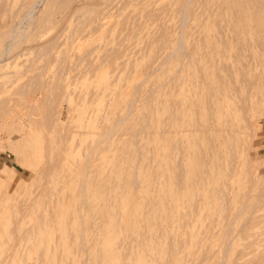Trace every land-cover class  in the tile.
I'll return each instance as SVG.
<instances>
[{
    "label": "rangeland",
    "instance_id": "1",
    "mask_svg": "<svg viewBox=\"0 0 264 264\" xmlns=\"http://www.w3.org/2000/svg\"><path fill=\"white\" fill-rule=\"evenodd\" d=\"M3 1H6V3L10 2L11 4L8 3L10 8L7 7L8 4L6 3H2L0 6V45L6 41L7 37L2 33L10 28L8 26H10L11 23V26L13 25L14 28L17 26L21 27L22 30L24 29L22 41L19 45L14 46V49L11 51L10 60H13V63L6 69L0 70V72H7L6 75L0 76V110H10L9 113L5 115L4 120L5 124L7 121L11 124L5 127V125H1L0 122V167L8 165V168L14 169L16 173L15 177L10 180L1 179L0 199L2 200L9 195L12 197L8 200L9 203H7V208L4 209L3 212L5 214H7L8 210L9 212H13L11 213L13 219H15L16 216L19 219L20 216L19 223L18 220H16V223L12 225L13 229L15 228L14 234H16V237L22 234L26 226L34 222L32 220L35 219L29 216V210L23 209V206L29 204V200L36 198L41 193L40 185L43 187L41 182H44L46 177L43 178V180L40 179V181H37L40 185L37 183L35 185V183H33L29 184L28 188L26 186V188H24L23 185L27 184L25 180H30L34 176V172L30 168L23 166L21 161L28 157L31 164H33L37 160L39 144L36 145V143L29 146L25 153L20 151L14 153L10 149V142L18 141L24 134H29L27 128L28 123L31 121H33V123L35 122L33 124L34 128L37 126L43 130L47 128L50 129L52 124L49 125L48 123V126L46 125L47 128L46 126H43V128L41 125L46 124V122L44 124V121L50 118L48 116L53 118L58 115L61 122H58L60 123L59 125H57V122L55 125L53 124L54 126L57 125V127H55L57 130L52 126L54 129L52 130V136L54 138L55 136L53 133H57L54 131H60L61 129L60 136L62 137L59 138V134H55L58 135L57 138H59V141L57 140L58 142L55 140L57 138H54V142L58 147L54 145L55 143H53L52 146L54 145L55 148H53L56 150V147L58 149L60 147L59 144H61L60 141H62L61 147L65 145L62 147L65 152L62 151V148H59L55 151L57 155L52 156L54 155V151H51V149L53 150L52 146L50 149L46 146L45 150L47 149L50 154L47 153L46 155L45 152H47V150L45 151L42 149L43 155H46H44L43 158L45 159V157L49 156L48 159L46 158L47 161L45 159V161L48 162L50 157L54 160V157L56 159L60 156L61 160L62 156L64 157L65 154L64 158L66 159L67 156L69 158L68 161L70 162V160H72L74 164L73 166L72 162H68L69 165L67 164L66 166L72 165L75 169L77 168V174H85L86 184L87 186L89 185V194H91L89 198H83L82 195L79 194V191L77 193L78 189H75L74 192L66 188V190H68L67 192L65 190L67 196L64 198L62 205L70 207H72L71 205L75 206L73 215L79 217L78 220L82 222L83 226V229L80 231H85L88 238L89 236L93 237L91 238L92 241L96 233L95 230L93 232L92 230L96 229V226L98 224L100 225L101 221V217L98 216V210H101L104 206L107 209L114 208L116 218L119 217L122 212L121 209H123L119 202V198L123 197L128 201L126 203L128 209L133 210L136 208L137 220L134 226L138 225L137 229L140 228V232L137 231L132 233L130 230L123 227L121 229V234L123 235L124 233L123 236L125 237H121V234L117 237V241L120 244L117 252L119 259L122 261L124 257L126 258L124 253V251H127V247H124L127 245L126 242L128 241L134 244V238L132 240L133 235L137 236L134 237L136 239L138 238L140 241L136 240L135 243H137L134 244L135 247H133L132 250H128L131 254L126 252L128 258L125 259L124 262H131L136 253H141L144 255L142 256L143 259H147L150 264H156V262L159 263V261V264H163L164 262V264H166L167 261H165V259L169 260L168 256H170L171 261L175 255L178 254L184 256V259H182L183 257L180 255V264H264V108L261 109L263 110V114H260V112H256L257 114H255L254 112L253 114L255 115L251 117L252 119L249 117L250 121L252 120V124L245 129L244 133L242 132V135H244L243 140L236 142L235 139H230L225 144H221V146L224 145L226 148L230 147L228 149L232 151L231 154H234L231 166L236 169L234 172H229V175H226L227 179L222 185V190H224V192L221 191V193H224L226 198H231L229 202L225 203L224 209L226 211L224 210L223 212H227L226 214H221L218 210H215L214 207H211L204 215L205 220H199L197 218L198 216L193 215L191 217L192 219H190L189 227L186 228L188 231L180 226L178 228L179 231H176L175 234L168 233V235H166L167 238L162 234L163 230L160 229L161 227L159 224L155 226L158 220L157 216L155 218L154 213H152L155 209V197L159 193L158 185H160L161 181V177L159 176L160 168L158 166L159 162H161V158L157 153L160 152V146L164 147V151H170L171 143H174L178 138L175 135V131L176 129H180V126H178L176 117L181 109L178 110V105L177 103L175 105V102L178 97V89L181 86L184 87V85L186 87V83L184 84L183 82L184 72L182 69L183 67L180 66V62L181 60H186L187 56H183L185 57L184 59L180 56V51L172 53L169 50H171L172 46L180 43V36H182L186 41L185 50L187 53L189 50L192 51V48H194V50L197 48L194 54L198 67H209L213 64L210 56L214 53L216 48L212 41L218 35V27L216 25H223V28L227 27L229 0H221L222 2L219 0H105L107 1L106 3L103 0H79L78 2L74 0H51L45 6L41 2L37 7L42 9L40 10V14L39 12L35 13V19L30 23L23 22L25 24L19 23V15L13 18L11 16L12 12L10 11H13V9L16 11L15 7L22 5L21 0ZM83 2L92 5L93 3H97L96 5L98 6L104 2L106 5H100L101 8L100 6L93 5L96 6L95 10H92V8L88 9V7L83 8V11L76 17L77 14L75 12L72 13L71 10L75 8L76 5L78 6L79 3ZM99 2L101 3L99 4ZM184 2L186 4H184ZM223 3L226 4L224 5ZM176 4L177 6H175ZM67 5L68 8L63 12V8ZM107 5H109L107 9L110 11L105 13L107 10L105 7H107ZM4 6L7 7V10H9L8 13L12 18H9V14L6 13V10H4V14L2 13L1 15L3 11L2 7L5 9ZM222 6H224L225 9L223 8L221 11L220 8H222ZM100 9L101 11L104 9L102 11L104 13H99ZM71 13L73 15H71ZM223 13H225V15H223ZM103 14H105V16ZM74 15L76 17L75 19L72 18ZM94 16L98 17L99 25L96 23L97 18L93 22L90 21ZM53 18L57 19L59 24L53 25ZM218 18L219 20L216 22ZM223 19L225 21H223ZM85 23L86 25L88 24V28ZM221 23L224 24L221 25ZM81 25L86 26H84L85 31L83 28L81 29L83 31H80L79 28ZM91 26L93 27L90 28ZM76 29L78 32L75 31ZM79 31L80 34L81 32L82 34H86L83 36L81 34V37ZM76 32L79 37L75 35ZM74 36L76 41H72ZM200 36H203L204 39H201L202 37ZM79 38L80 40L78 41ZM196 38L198 39L197 41H195ZM49 39L52 41L54 40V44H51V42L49 47L40 46L43 42H45L44 44H47V42L49 43ZM24 46L32 49V51L26 52L27 50L25 51V49L27 48ZM105 47L106 49L108 48V50H106ZM113 47H115L116 50L113 49ZM112 49L115 51L113 52L115 54L111 57L108 52L113 51ZM103 50H105V52ZM166 50L168 51L166 52ZM23 51L26 53L23 54ZM87 52L88 54H85ZM46 53H48L47 55L49 56H47ZM101 53H103L104 56L107 53L111 58H105ZM110 53L112 54V52ZM165 53L167 55H164L165 57L163 58L162 56ZM2 57L7 59V56ZM86 57H90L87 64ZM50 58L52 60L56 58L52 61L54 64L49 61ZM54 67H56L55 70ZM199 74L202 81L208 82L206 85L208 86L211 79V72H199ZM41 79H43V81ZM45 79L47 81L44 83ZM209 99L210 97L206 88L203 87V84L200 86L197 84L196 93L193 94L191 92L190 95H188V102L190 101V105L187 110H189V112H194L195 119L199 116L202 117V123L205 122V119L209 118L208 122L214 125L215 116L212 118V112L218 109L214 101L213 103H209ZM23 101L25 102L23 103ZM5 104H7V107H5ZM25 104L29 106L26 107ZM53 110L57 112L53 113ZM22 111H28L29 116L23 115L21 120L19 115ZM33 112L37 113L36 116L38 120L36 118H33L34 120L32 119V117H36ZM49 112H51V115ZM46 113H49L47 118L45 116ZM52 114L55 115L52 116ZM39 119L44 121H40ZM65 124L67 127L63 126ZM58 126L62 127L58 129ZM71 126L72 129L75 126L77 127L71 131V134H69L70 138L66 140L69 135L64 136V134L70 133L68 128H71ZM19 127L23 129L17 132L16 130H18ZM135 129H137V131H135ZM83 130L86 131L81 132ZM163 130H165L164 133ZM8 131L13 133L9 139H7ZM14 131L18 134H14ZM77 136L78 140H76ZM75 141L77 142L76 145L74 144L76 143ZM87 141L90 142L88 143ZM198 141L200 142V140ZM83 144L85 147L82 150ZM127 146L128 152L124 150ZM174 150H176V152L172 154L173 160H178L177 156L180 157V150ZM197 150L198 146L193 145L190 151V165L188 168H197V162L194 160L197 156ZM58 152H61L62 156L58 154ZM221 153L228 157V161L230 160V156L227 155L225 149ZM228 154H230V152ZM217 155L218 153L210 154V161L213 162ZM130 157L132 159H130ZM76 158H78V161H76ZM52 159L50 161L52 164H55L56 161L54 160L53 162ZM60 160L59 163H63L64 160ZM60 164L57 165L59 166ZM87 167L88 172L86 170ZM173 171L175 172V170ZM6 174L7 172L0 171L1 177H6ZM156 179L158 180L157 183ZM176 179L175 177V181ZM73 181L74 180L68 181V186H71ZM7 182H12L9 187L6 186ZM244 184L247 185V187L244 186ZM55 185L57 186L56 183ZM178 185L176 184L175 186L176 190H180ZM151 186L152 189L150 188ZM117 190L120 192H117ZM218 191L219 187L215 190H212L210 186L201 187V189L198 190L197 198L204 197L205 195L210 197L213 192L216 194ZM243 191L246 193L245 195H247L242 196L243 198L245 197V200L240 196L244 194ZM44 195L42 193L40 197L43 198ZM241 198L244 200H242L243 204H247L245 208H243L245 205H243L242 202L236 201ZM6 201L7 200H5L4 203H6ZM233 204L234 206H232ZM60 207L61 204L55 201L52 207V214H54V216H57V211L60 212ZM232 207L234 209L231 211ZM238 208L241 212L234 216L239 210ZM252 208H255V211L253 210L251 213L250 210L252 211ZM187 209H194V214L199 213V210L195 208V204L188 206ZM1 211L2 210H0V214L3 215ZM215 212L218 215H216ZM25 214L28 216L26 215L27 217L25 216L23 218ZM147 214L148 222L145 219ZM220 214L222 216H227L222 218ZM250 214L257 216V218L255 217L251 220L252 216L249 217ZM224 218L226 224L229 219H233L232 222L229 221L231 228V243L226 254L222 249L223 242L220 244V241H222L221 237H223L224 230L227 227ZM248 218H250V221ZM250 223L251 225L253 223V226H247L246 228L245 226L248 224L250 225ZM155 227H158L161 231ZM197 228L198 230L196 231L195 229ZM200 228L207 233V237L205 236L206 238H198ZM154 229H156L155 232L157 233V236H154L156 240L153 239V236L149 235V232H154ZM243 229L253 234L249 235V233V236L247 235L246 237L244 233H242ZM193 230L196 231V235L193 233ZM186 232L189 236L185 234ZM143 233H145L146 237L149 235L147 239H145L146 237ZM177 233L180 235L177 238L178 240L176 239ZM142 234L145 237L144 240L142 239ZM173 235L177 240L176 245L182 244L178 246L179 248L183 247L186 238L188 239L186 245L184 244L185 247H183L185 249L180 248V251L179 249L177 250L178 253L165 255L168 259L167 257L165 258V256L157 257L156 262L149 259V256H145L144 246L142 245L144 243L142 242H146L147 244L154 243V246L162 247V244L164 245L168 239H170L169 236L173 237ZM161 236L163 238H161ZM183 236L186 238H182ZM74 238L75 236L73 235L71 242L68 244L70 262L67 257V262H65V264H77V262L78 264H91L90 261L94 262L93 260H95L97 263L100 261L101 258H97L96 260L94 255L87 250L85 251L79 249V247L75 245L73 246L72 239ZM197 238L202 239L199 241V244L197 243L198 240L196 241ZM84 239L85 238H82L81 241L84 242ZM119 240H122V242H119ZM10 241L12 242V240ZM124 242L126 244H124ZM193 243L194 245H192ZM195 243H197L196 246ZM11 246L12 248L20 246L18 237L14 240V245L12 244ZM191 247L193 249H191ZM11 249H8L4 254L6 258L11 256L12 253H10V251L13 252ZM181 250L183 251L181 252ZM184 251L186 252L184 253ZM78 252L79 257L77 258ZM36 255L37 254L31 251L30 257L27 259L33 262ZM80 259L82 261H80ZM182 260L183 262L181 263ZM7 261L5 260L4 264ZM10 261L11 260H9V262ZM96 262L95 264H97ZM167 264H169V262Z\"/></svg>",
    "mask_w": 264,
    "mask_h": 264
},
{
    "label": "bare ground",
    "instance_id": "2",
    "mask_svg": "<svg viewBox=\"0 0 264 264\" xmlns=\"http://www.w3.org/2000/svg\"><path fill=\"white\" fill-rule=\"evenodd\" d=\"M8 1H10V0H8ZM50 1L51 0H24V1L21 0L22 5L20 4L21 6L18 5L17 7H15L16 11L13 8H12L13 11L10 10L12 12V13L10 12L11 16L13 18H15L16 16L19 15L20 16L19 23H23V22L30 23L31 21H33L35 19V17H36L35 13L39 12V14H40V10H42V9H40V7L37 8L40 5V3L42 2V4H44V6H45ZM65 1H67V0H65ZM74 1L78 2L79 0H74ZM100 1H102V0H100ZM103 1H105V0H103ZM187 1H185V2H187ZM219 1L222 2L221 0H219ZM106 2L107 1H105V3ZM185 2H184V4H186ZM2 3H6V1L4 2L3 0H1L0 6ZM8 3H10V2H8ZM8 3H6V4H8ZM100 3L101 2H99V4ZM105 3L103 2L104 5H106ZM96 4L97 3H95V4L93 3V5H96ZM103 4H100V5H103ZM93 5L89 4V3H84V2L79 3L78 6L76 5L75 8H72L71 11H72V13L75 12L77 14L76 15V17H77L83 11L82 10L83 8L88 7V9L92 8V10H95L96 9L95 7L98 5H96V6H93ZM108 6L109 5H107V7H105V9H107ZM175 6H177V4ZM183 6H185V5H183ZM7 7L10 8L9 4L7 5ZM7 7H5V9L2 7L3 11L1 10L2 11L1 15H2V13L4 14V10L7 11L6 13L9 12V10H7ZM163 7H164V5H163ZM67 8H68V5L65 6L62 11L64 12ZM100 8H101V6H100ZM102 8H104V7H102ZM183 8H182V10H183ZM223 8H224V6H222V8H220V10L222 11ZM220 10H219V12H220ZM102 11L100 9L99 13H104ZM107 11H110V10L107 9L105 13H107ZM72 13H71V15H73ZM103 15L105 16V14H103ZM223 15H225V13H223ZM12 17H10V14H9V18H12ZM42 17H43V15H42ZM76 17L74 15V17H72V18L75 19ZM99 17H100V15H99ZM188 17H189V15H188ZM222 17H224V16H222ZM96 18H97L96 23L98 24V22H99L98 17L94 16V18H92V20H90V21L93 22ZM227 18H228L227 19L228 23L226 24L227 25L226 28H223L222 24H224V23H221L222 26L216 25L218 27L217 28L218 35L212 41L216 50L210 56L211 62L213 64L210 63L211 65L209 67H205V66H203L201 68L198 67L197 62H196V57L194 54V52L197 51V48L194 46L196 48V50H194V48H192L193 50L192 51L189 50V52L187 53L185 50L186 41L182 36H180V43L179 44L172 46V48L170 47L171 50H169V47H168V50L170 52L176 53V52L180 51V56H182V57L187 56V58H186V60H184V61L181 60V62H180V66L183 67L182 69L184 72V77L183 76L182 77H183L184 84L186 83V87L184 85L185 88L183 86H181L178 89L179 90L177 93L178 97L176 98V102H175V105H176V103L178 105L177 106L179 108L178 110L181 109L178 112L177 117H176V119L178 120V126H180V129H176V131H175V135L178 138L174 141V143H171L172 145H171L170 151L169 150L164 151V147L160 146V152L157 153V155L161 158V162H159V164H158V166L160 168V175L157 174L161 177V181H160V185H158L159 193L155 197V202H154L155 204L152 203L155 205V209L154 210L151 209V210H153V212L152 211L151 212L154 213L155 218L157 216L158 221L156 222L157 225H155V226H158V224H159V226L161 227L160 229L163 230L162 234L165 237H167L166 235H168V233H174L175 234L176 231H179L178 228L180 226L184 227L185 229L187 227H189V224H190L189 222H190V219H192L191 217L193 215L198 216L197 218L199 220H202V221H203V219L205 220L204 215L206 214V212L209 209H211V207H214L215 210H218V212H220L221 214L227 213V212L226 213L223 212L225 210L224 209L225 203L229 202L231 198H226L224 193H221V191L224 192V190H222V185L224 184L225 180L227 179L226 175L227 174L229 175V172H234L236 169H234V167L231 166L232 165L231 162H232L234 154H231L232 151L230 149H228L230 147L226 148V146H224V145L221 146V144H225L230 139H235L236 142L239 140H243L244 135H242V134L245 132V129L248 128L249 125L252 124V120L250 121V118L253 117L255 114H257L258 112H260V114H263V110H261V109L264 108V0H229ZM10 20H12V19H10ZM218 20H219V18L217 19L216 22H218ZM90 21H88V22H90ZM223 21H225V20L223 19ZM52 22H53V25L59 24V21L57 19H54V18L52 19ZM11 24H10V26H8L10 28L6 32L2 33L7 38H6V41L3 42L2 45H0V55L2 54L1 57L7 56L6 57L7 59L0 57V70L6 69L9 65H11L13 63V60H10V56L12 54L11 51L14 49V46L20 44V42L23 39V35H24V29L22 30L21 27H17V26L14 28V26L13 25L11 26ZM23 24H25V23H23ZM85 25H86V23H85ZM85 25H81V27L79 28L80 31H83V30H81L82 28L85 31V28H84ZM93 26H95V25H93ZM93 26H91L90 28H92ZM88 27L89 26H87V28ZM75 31H77V29ZM80 31H79V35L81 36L82 32L80 34ZM77 32L75 34L76 36L78 35ZM214 33H215V31H214ZM84 34H86V33H83L82 36ZM204 34H206V33H204ZM79 35H78V37H79ZM200 37H202L201 39H204L203 36H200ZM74 38H75V36L73 37L72 41H76V39H74ZM4 39H5V37H4ZM49 40H47V41H49V43L47 42L48 45L44 44L45 42H43V43H41L43 45L40 44V46L49 47L50 46L49 44L51 42H52L51 44H54V42H55L54 40L53 41L51 39H49ZM79 40H80V38L78 39V41ZM197 40L198 39L196 38L195 41H197ZM1 42H2V40H1ZM202 42H203V40H202ZM25 48H27V47H25ZM211 48H212V46H211ZM105 49H106V47H105ZM109 49H110V47H109ZM113 49H115V47H113ZM106 50H108V48ZM168 50H166V52ZM25 51L26 52L32 51V49L27 48V49H25ZM25 51H23V54L26 53ZM86 51H89V50H86ZM103 51L105 52V50H103ZM47 52H48V50H47ZM90 52H92V51H90ZM110 52H112V54ZM113 52H115V51L113 50V51L108 52L111 55V57L113 56V54H115ZM191 52H192V54H191ZM48 53H46V55ZM85 54H88V52ZM102 54L103 53H101V55ZM107 55L108 54L106 53L105 56H104V54L102 56L105 58L109 57V55L108 56ZM164 55H167V54L166 53L163 54V56H162L163 58L165 57ZM169 55H171V54H169ZM47 56H49V55H47ZM111 57H109V58H111ZM185 57H183V58L185 59ZM89 58L90 57L87 58L86 64H87ZM55 59H53V60H55ZM53 60L51 58L49 59V61H51V63H53L52 62ZM78 61H80V60H78ZM53 64H52V66H53ZM55 68L56 67H54V70H55ZM199 72H202V73L203 72L204 73L211 72V79L209 81L208 86H206L208 83L207 81H202L200 79L201 76H200ZM6 74H7L6 71L0 72V76H4ZM182 77H181V79H182ZM181 79H180V81H181ZM41 80L43 81V79H41ZM45 81H47V80L45 79L44 83H45ZM197 84H198V86L203 84V87L206 88V91L210 97L209 103H213V101H214V103L216 104V108L218 110H213V112H212V118H213V116H215V124L214 125L212 123L208 122L209 118L205 119V122L202 123V120H203L202 117L199 116V117H196V119H195L194 112L193 111L189 112V110H187L189 105H190V103H189L190 101L188 102V95H190L191 92L193 94L196 93ZM173 96H174V93H173ZM24 102L25 101H23V103ZM27 102H29V101H27ZM6 105L7 104H5V107H7ZM8 106H10V105H8ZM25 106L27 107L29 105L25 104ZM224 109H226V110H224ZM9 111L10 110H8V109L7 110H0V122H1V125H5V127L7 125H11L8 121L5 124V120H4L5 115L7 113H9ZM52 112L54 113L57 111L53 110ZM254 112H255V114H253ZM33 113L35 114V116L37 115V113H35V112H33ZM49 113L51 115V112H49ZM49 113L48 114L46 113V115H45L46 118H47V115H49ZM55 114H52V116H54ZM174 114H173V116H174ZM260 114H259V116H260ZM23 115L29 116V112L28 111H25V112L22 111V113L19 115L21 120H22ZM31 117H32V115H31ZM48 117H50V118L45 119L47 121H44L41 119L42 121H44V124L46 122L45 125H43L41 123L42 127L46 126V125L48 126V123H49V125L52 124L51 128L53 126L55 129V127H57V125L60 124L58 122H61V119H60V117H58V115H56L53 118H51V116H48ZM33 118L37 119L38 117L37 116L32 117V119ZM84 121H85V119H84ZM56 122H57V125L54 126L56 124ZM34 123H33V121L28 123L27 131L29 132V134L28 133L24 134L18 141L10 142V149L14 153L17 151L25 153L26 149L29 146H32L36 143H37L36 145L39 144L38 152H37V160L33 164H31V161L28 157H27V159L24 158V160L21 161L23 166L30 168L34 172V176L30 180H25V181H27V184L23 185L24 188H26V187L28 188L29 184L35 183V185H36V183L38 184V182H37L38 180L39 181H40V179L43 180V178L46 177L44 182H41L43 187H41V185L38 184V185H40L41 193L36 198L29 200L30 201L29 204H26L23 206V209L25 208V209L29 210V212H30L29 216H31L30 218L33 217L36 221L32 220L34 222L33 223L31 222L30 225L26 226L24 228L25 230L23 229L22 234L17 236L18 241L20 242V246L17 248H12L11 245L12 244L14 245V240L17 238L16 234H14L15 228L13 229L12 225H14L16 223V220H18V223H19L20 216H19V219L17 216L15 217V219H13V217H11V216H13V215H11V213H13V212H9V210L7 212L5 210L7 212V214H9V215H7L3 212L4 209L7 208L6 207L8 205L7 203H9L8 200L12 198L10 195L6 196L2 200L0 199V202L3 204L2 205L0 203L1 204L0 210H2L1 212H3V215L0 214V217H1L0 218V264H4L5 260L6 261L8 260L7 261L8 263L6 262L5 264H65V262H67L66 258L70 257V255H68L70 252L68 244L71 242V238L73 235L75 236V238L72 239L73 246L75 245L76 247H79V249H83L85 251L87 250L89 253L94 255V258H96V260H97V258L98 259L101 258L100 261H98V263L95 260H93L94 262L90 261L91 264L92 263L95 264V262L97 264H150V262L147 261V259H143L142 256H144V255H142L141 253H136L135 257L133 258V260L131 262L130 261L124 262L125 259L128 258V255L126 254V252L130 253V251H128V250H132V248L135 247L134 244L137 243V242L135 243V241L138 240V238L136 239L135 237H137V236H135V235L132 236V240L134 238V240H133L134 244L131 242L129 243L127 241L126 242L127 245L124 246L125 248L127 247L126 248L127 251H124L126 258L124 257L123 261L119 259V255H118L117 250L119 249L120 244L117 241L118 240L117 237L119 234H121V229L124 227L127 230H130L132 233L137 232V231L140 232V228L137 229L138 225L134 226V223L137 220V217H136L137 210H136V208L131 210V209H128L126 207V203L128 202L126 200V198H123V197L119 198V202H120L123 209H121L122 212L120 213L119 217H117V218L115 216L114 208L107 209L104 206V208H101V210H98L99 214H100V215L98 214V216L101 217L100 225L98 224L96 226V229H93L92 227L89 226L90 228L93 229L92 232L94 230L96 232L94 234L95 238L93 241L91 239L93 237L89 236V238H88L86 236L85 231H83V230L80 231L81 229H83V226H82V222L78 220L79 217L73 215V212L75 211V206L71 205L72 207H70V206H66V205H62V204L64 202V198L67 196L66 192L68 190H66V188L73 190V191L75 189H78L77 193L79 191V194L82 195L83 198H89V196L91 194H89L90 193L89 188H88L89 185L87 186V184H86V177L84 176L85 174H82V175H81V173L77 174V168L75 169V167H73L74 164H73L72 160H70V162H69L68 161L69 158L67 156H66V159L64 158L65 157V154H64L65 150L62 147H64L65 145H63L61 147V144L63 143L62 141H60L61 144H59L60 145L59 148H62V151H64L63 152L64 157L61 155V152H58V154H60L62 156L63 159L61 158V160H64L63 163H61V164L59 163L60 156L58 157L59 160H58V158L55 159V157H54V160L56 161L55 164H52V162L50 161L52 159L51 157L49 160L51 163L49 161L46 162L49 156L45 157V159L47 158L45 161V159L43 158V156L45 154L43 155L42 149L45 150L46 146H48L47 148L50 149L52 144L55 143L54 142L55 140H56V142L59 141V138L62 137V136H60L61 135L60 134V132H61L60 128L62 126L61 127L58 126V129H60V131L59 130L54 131V132H57V133H53V135L56 138L58 135H55V134H59V136H58L59 138L54 140L55 137L53 138V136H52V130H54L53 128L48 129L47 126H46L47 129H45V130H43L42 128L37 127V126L34 128V125H33ZM65 123L67 124L66 120H65ZM114 123H115V121H114ZM66 124L63 126L67 127ZM115 124H112V125H115ZM84 126H85V124H84ZM76 127L77 126H75L73 129H72V126H71V128L69 127L68 131L70 133H66L65 131H62L63 133L64 132L66 133V134H64V136L65 135L68 136L69 134H71V131H73ZM1 128H3V127H1ZM21 129H23V128L19 127L18 130H16V131L19 132ZM55 130H57V128ZM165 130H168V129H165ZM165 130H163V133L165 132ZM84 131H86V130H83L81 132H84ZM135 131H137V129H135ZM81 132H79V133H81ZM15 133L16 132L14 131V134ZM63 133H62V135H63ZM11 134H13V133L8 131L7 139H9L11 137ZM16 134H18V133H16ZM76 134H77V132H76ZM197 135H198V138H197ZM68 138H70V135L67 137V139L66 138L65 139L68 140ZM76 140H78V136L76 137ZM103 140H105V139H103ZM198 140H200V142ZM87 142L89 143L90 141H87ZM74 144L76 145L77 142ZM54 145L57 146L56 143ZM54 145L52 146V148L53 147L55 148ZM75 145H74V147H75ZM90 145H92V144H90ZM126 145H127V143H126ZM193 145L198 146L197 156L194 159L197 162V168L196 169L188 168L190 165V151H191V148ZM88 146H89V144H88ZM57 147H56V150L59 149V148L57 149ZM84 147H85V145L83 144L82 150L84 149ZM54 148H53V150L51 149L52 152L56 151V150H54ZM141 148H142V146H141ZM98 149H99V147H98ZM127 149H128V146L124 150L127 151ZM161 149H163V150H161ZM174 149H177V151L180 150V154L178 153L180 155V157L177 156L178 160H173L172 154L173 153L175 154V152H176V150H174ZM224 149H225V152L227 153V155L230 156L229 161L227 160L228 157H226L224 154L221 153V152H223ZM66 150H67V148H66ZM82 150H81V153H82ZM52 152H51V155H52ZM54 152H53L54 155H52V156L57 155L56 154L57 152H55V153ZM229 152H230V154H228ZM14 153H13V155H14ZM45 153L47 155V153H49L48 150ZM212 153H218L217 157L214 158L213 162L210 161V157H209L210 154H212ZM132 155H133V153H132ZM77 159L78 158H76V161H78ZM130 159H132V158L130 157ZM54 160H53V162H54ZM57 160H58V162H57ZM68 162L69 163L72 162L73 166L72 165L66 166L68 164ZM57 164H60V165L58 166ZM129 164H130V162H129ZM135 164H137V163H135ZM75 165H76V163H75ZM136 168H137V166H136ZM136 168H135V170H136ZM176 168H178V169H176ZM214 168H215V170H214ZM86 170L88 172V167ZM173 170H175V172ZM0 171H3L5 173L7 172L6 177L0 176V183H1V179L10 180V179L14 178L16 175L15 170L8 168V165H3L2 167H0ZM89 172H90V169H89ZM143 172H144V170H143ZM123 177H122V179H123ZM175 177L177 178L176 181L178 183L175 181ZM19 180H21V179H19ZM71 180H74V181H73L71 186H68L67 183H68V181H71ZM135 180H136V178H135ZM116 181H117V179H116ZM157 181L158 180L156 179V183H157ZM175 182L177 185L179 184L178 187H180V190H176ZM11 183L12 182H10V183L7 182L6 186L9 187ZM55 183L57 184V186L55 185ZM152 184H150V185H152ZM174 184H175V186H174ZM0 186H2V184H0ZM208 186H210L212 190L218 189V187H219L218 193L214 194V192H213L212 196L210 195V197L208 195H205L204 197L197 198L198 197V190H200L201 187H208ZM244 186L247 187V185H245V184H244ZM42 188H43V190H42ZM150 188L152 189V186ZM0 190H1V188H0ZM65 190H66V192H65ZM138 190H139V188H138ZM244 191H243L244 194L240 195L241 197L246 194ZM117 192H120V191L117 190ZM140 192H141V189H140ZM42 193H43V195L45 194L43 198L40 197ZM111 196H112V193H111ZM245 196H247V195H245ZM138 197H139V193H138ZM242 198L240 200H236V201H239L241 203L243 199L245 200V197L243 199ZM5 200H7L6 203H4ZM54 200L56 202L58 201L61 204V207L59 209L60 212L57 211V216H54V214H52L53 213L52 207H53V204L55 202ZM111 203H112V200H111ZM141 203H142V200H141ZM193 204H195V208L199 210V213L194 214V212H193L194 209L193 210L187 209L188 206L193 205ZM242 204H243V202H242ZM243 205H245V206L244 207L242 206V207L245 208L247 204L244 203ZM2 206H4V207H2ZM115 206H116V204H115ZM232 206H234V204ZM253 207H255V206H253ZM233 209L234 208L232 207L231 211ZM254 209L255 208H252V211L250 210V212L252 213ZM243 210H245V209H243ZM116 211H117V209H116ZM144 211H143V213H144ZM240 212H241V210L239 209L235 213L234 216H236V214H240ZM215 214H216V212H215ZM26 215L27 214H25L23 216V218ZM117 215H118V213H117ZM216 215H218V214H216ZM224 216H227V215H223V216L221 215L220 217L223 218ZM250 216H252L251 220H253V218H255V217L257 218V216H255V215L253 216L250 214L249 217ZM220 217H218V218H220ZM247 217H248V215H247ZM143 218H144V216H143ZM225 218H224V221L226 224ZM145 219H146V221L148 220V214L145 217ZM151 219H152V217H151ZM215 219H216V217H215ZM248 219L250 221V218H248ZM248 219H247V221H248ZM245 220H246V218H245ZM23 221H25V220H23ZM152 221H150V222H152ZM229 221L232 222L233 219L232 220L229 219ZM229 221L226 224L227 227L225 228L224 233H223L224 238L221 237L222 241H220V244H221V242H223L222 249L224 250L225 254H226L227 250L229 249V245L231 243V237H230L231 228H230V222ZM199 224H197V225H199ZM247 226L248 227L253 226V223H252V225L250 223V225L248 224L245 227L247 228ZM200 227H201V225H200ZM155 228L157 229L158 227H155ZM184 228H183V230H184ZM156 229H154V232L148 231L149 235L153 236V239H155L154 236H157V233L155 232ZM186 230L188 231V229H186ZM195 230L197 231L198 228ZM196 231L193 232V233H195V235H196ZM184 232H185V230H184ZM242 233H244V236H246V237L249 233H250L249 235L253 234L250 231L246 232L245 229H243ZM54 234H57V235H54ZM143 234L145 236V233H143ZM143 234H142V236H143ZM185 234L188 235L187 232ZM123 235H124V233H123ZM123 235L121 234V237ZM149 235H147V237ZM144 236L142 238L143 240L146 237V236L145 237ZM170 236H169L170 239H168V241L164 245L162 244V247H156V246H154V243L147 244L146 242H142V243H144L142 245L144 246L143 249L145 250V256H149V259H152L153 261L156 262L157 257L159 258L161 256L164 257L165 255L178 253L177 250L179 249V251H180V248L185 249L183 247H185L186 242L188 240L185 236H183L182 238H186V242L183 243L184 240L182 239L183 247H180V248L178 246H181L182 244L176 245V243H177L176 241L178 240L177 238L180 235L177 233V237H176L177 240L174 238V235H173V237H170ZM198 236H199L198 238L202 237V239H203V237H205V236L207 237V233L205 232V230H203V229L201 230V228H200L199 232H198ZM123 237H125V236H123ZM147 237L145 239H147ZM82 238H85L84 242L81 241ZM161 238H163V237L161 236ZM198 238L196 239V241L198 240L197 243L199 244L200 243L199 241H201L202 239H198ZM10 240H12L13 243ZM122 240H123V238H122ZM122 240H119V242H122ZM155 240H154V242H155ZM129 241H131V240H129ZM157 241H158V239H157ZM196 241H193V242H196ZM126 243L124 242V244H126ZM178 243H179V241H178ZM197 243H195V246L197 245ZM192 245H194V243ZM125 248H124V250H125ZM8 249L13 250V252L10 251V253H12L11 256H8V258H6L4 256V254L7 252ZM191 249H193V248L191 247ZM31 251H33L35 254H37L35 256L33 262H30L27 259L30 257ZM73 251L75 252L74 249H73ZM134 251H136V250H134ZM182 251L183 250H181V252ZM185 252L186 251H184V253ZM10 253H9V255H10ZM77 255H78L77 256V258H78L79 252ZM180 255L179 254L175 255V257L171 261H170V256H168L169 260L165 259L167 256H165L164 259H165V261H167V263L169 262V264H180V260H181ZM168 257H167V259H168ZM182 257L181 258L184 259V256H182ZM92 259H93V257H92ZM9 260H11V261L9 262ZM68 261L70 262V258L68 259ZM80 261H82V260L80 259ZM182 262H183V260L181 261V263ZM157 263L158 262H156V264ZM159 263H160V261H159ZM77 264H78V262H77Z\"/></svg>",
    "mask_w": 264,
    "mask_h": 264
}]
</instances>
